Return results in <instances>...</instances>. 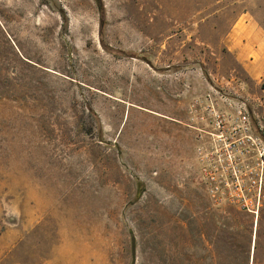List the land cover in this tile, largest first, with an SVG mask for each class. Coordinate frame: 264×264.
Segmentation results:
<instances>
[{"label":"rangeland","instance_id":"rangeland-1","mask_svg":"<svg viewBox=\"0 0 264 264\" xmlns=\"http://www.w3.org/2000/svg\"><path fill=\"white\" fill-rule=\"evenodd\" d=\"M240 17L264 0H0V264H264V199L212 205L184 126L215 87L264 137Z\"/></svg>","mask_w":264,"mask_h":264},{"label":"built area","instance_id":"built-area-1","mask_svg":"<svg viewBox=\"0 0 264 264\" xmlns=\"http://www.w3.org/2000/svg\"><path fill=\"white\" fill-rule=\"evenodd\" d=\"M185 128L205 194L214 206H234L259 216L264 199V137L246 103L210 87L191 97L185 108Z\"/></svg>","mask_w":264,"mask_h":264},{"label":"crops","instance_id":"crops-1","mask_svg":"<svg viewBox=\"0 0 264 264\" xmlns=\"http://www.w3.org/2000/svg\"><path fill=\"white\" fill-rule=\"evenodd\" d=\"M228 49L251 80L264 75V29L253 19L240 17L233 24Z\"/></svg>","mask_w":264,"mask_h":264},{"label":"bare ground","instance_id":"bare-ground-1","mask_svg":"<svg viewBox=\"0 0 264 264\" xmlns=\"http://www.w3.org/2000/svg\"><path fill=\"white\" fill-rule=\"evenodd\" d=\"M254 248V247H253Z\"/></svg>","mask_w":264,"mask_h":264}]
</instances>
